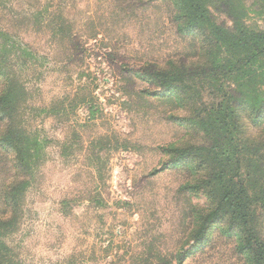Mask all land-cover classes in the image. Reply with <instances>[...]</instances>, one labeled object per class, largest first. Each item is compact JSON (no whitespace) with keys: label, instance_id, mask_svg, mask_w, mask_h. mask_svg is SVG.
<instances>
[{"label":"rangeland","instance_id":"obj_1","mask_svg":"<svg viewBox=\"0 0 264 264\" xmlns=\"http://www.w3.org/2000/svg\"><path fill=\"white\" fill-rule=\"evenodd\" d=\"M195 5L264 29V0ZM194 11L0 0L5 264H264V55Z\"/></svg>","mask_w":264,"mask_h":264},{"label":"trees","instance_id":"obj_2","mask_svg":"<svg viewBox=\"0 0 264 264\" xmlns=\"http://www.w3.org/2000/svg\"><path fill=\"white\" fill-rule=\"evenodd\" d=\"M190 2V5L192 8H194V13L196 15H199L200 19H206L209 21L208 25L210 26L212 30V34L215 36L217 41L223 46L227 47L229 50L230 48L233 50H239L243 49L244 51L251 52L252 54L264 55V29L262 30H255V31H246L244 29L237 31H233L231 29H228L226 27H219L214 22H210V17L207 14V10L201 11V13L198 11L197 6L195 5V0H188ZM204 15V16H203ZM237 52V51H233ZM252 58V56H248L247 59ZM242 196L243 192L242 190L238 191H230L226 190V194L224 196V199H227L229 197H235V200L237 201V207L236 209L239 211V216L243 217L245 219L246 215L244 212H241L242 210ZM251 231H253L251 229ZM249 236L253 237L252 232H248ZM1 244V243H0ZM4 247V246H3ZM261 251L264 252V246H261ZM1 253V252H0ZM5 256H2L0 254V264L6 263Z\"/></svg>","mask_w":264,"mask_h":264}]
</instances>
